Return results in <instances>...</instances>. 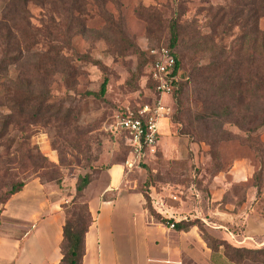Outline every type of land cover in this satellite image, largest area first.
I'll list each match as a JSON object with an SVG mask.
<instances>
[{
  "label": "rangeland",
  "instance_id": "374dc122",
  "mask_svg": "<svg viewBox=\"0 0 264 264\" xmlns=\"http://www.w3.org/2000/svg\"><path fill=\"white\" fill-rule=\"evenodd\" d=\"M238 1L88 0L77 19L63 10L56 23L39 6L29 4L32 26L39 32L36 41L45 48L62 49L65 58L55 59L52 52L33 55L26 64L12 66L9 75L29 69L37 80L35 87H45L54 109L63 110L57 116L48 113L37 123L24 125L15 119L10 124L0 140V193L12 183L37 179L59 190L67 204L75 195L78 176L88 173L91 182L78 200L83 204L110 164H124L126 175L139 180V189L148 178L155 190L164 191L158 207L164 209L165 200L177 198L186 202L188 211L205 215V234L234 241L229 232L240 233L243 224L242 217L236 223L226 222L224 215L220 220L211 198L224 197L218 207L231 211L233 206L226 208L225 202L236 205L250 195L255 198L253 212L264 218L263 190L256 195L251 186L259 161L246 140L248 135L255 142L264 140V126L250 130L264 114V91L258 94L256 88L259 74L264 77V57L251 34L241 38L243 31L251 30L252 20H247L249 8L243 10ZM173 21L178 26L174 52L181 61L178 81L187 78L194 63L208 67L216 63L218 68L209 73L204 92H190L183 107L173 96L163 95L170 106L168 119L161 120L154 152L138 158L123 133L105 126L117 114L137 111L155 99L145 77L144 54L168 45ZM259 28L264 32V17ZM3 47L0 37V59ZM41 63L48 70L36 68ZM104 77L108 82L100 97L97 91ZM7 112L6 106L0 107V128Z\"/></svg>",
  "mask_w": 264,
  "mask_h": 264
},
{
  "label": "crops",
  "instance_id": "0c3cea01",
  "mask_svg": "<svg viewBox=\"0 0 264 264\" xmlns=\"http://www.w3.org/2000/svg\"><path fill=\"white\" fill-rule=\"evenodd\" d=\"M160 125L163 127L162 122ZM124 168V164L111 165L103 181L91 188L87 202L93 222L85 234L82 264H235L221 249L212 251L197 226H169L194 218L207 220L196 209L197 214L188 211L184 200H165L162 209L156 204L164 202V191L152 187L153 204L169 221L153 217L145 207L139 180L129 178ZM254 199L248 195L238 206L225 202L224 207L233 206L229 211L218 207L222 198H211L220 220L223 215L230 223L243 219L240 233L229 232L235 242L229 236L223 238L237 245L264 247V218L253 212ZM63 202L59 190L37 179L27 181L14 193L2 210L0 207V264H60Z\"/></svg>",
  "mask_w": 264,
  "mask_h": 264
},
{
  "label": "trees",
  "instance_id": "16d2710c",
  "mask_svg": "<svg viewBox=\"0 0 264 264\" xmlns=\"http://www.w3.org/2000/svg\"><path fill=\"white\" fill-rule=\"evenodd\" d=\"M106 1L107 0H103L104 3ZM87 2L88 0H0V37H2L4 46V53L0 59V107L6 106L8 109V112L3 115L4 120L0 128V140L4 139L7 135L9 126L15 119L21 120V123L24 125L33 124L40 122L41 119L48 113H52L57 116L63 110H61L60 107L54 109L50 103L51 96L45 87H35L37 80L29 73V69L20 72L15 77L9 75V69L12 66L17 64L21 65L23 63L26 64L29 57L33 55L44 56L49 55L50 52H52L54 53L52 57L55 59H59V57L65 58L64 54H62V49L54 47V45H49L45 48L44 44L39 45L38 41H36V37L39 35V32L32 26L28 5L34 4L39 6L49 17L51 22L56 23L60 20L63 10H68L70 18L77 19V15L81 14L80 12ZM237 5L241 6L243 10H246L248 7L250 17L247 18V20H252L251 30L243 31L241 38H248L249 34H251L253 36V41L258 45L259 56L264 57V32H262L259 28V20L264 17V0H239ZM243 10L240 12L238 17H241L244 14ZM9 24L13 25L15 31L8 26ZM17 24H22L23 27H18ZM245 24L246 20H244L243 26ZM5 27L6 29L3 33L2 30ZM16 31L21 33L23 38H20ZM177 41L178 26L176 21H173L170 24V37L168 45L164 46L174 50ZM197 46V44H193V47ZM175 59L176 73L181 68V61L176 54ZM152 62L153 57L149 54V52L144 54V67L147 85L155 93L154 83L151 80ZM36 68L48 70V67L42 65V63ZM217 68L218 64L216 63L211 67L196 63L192 64L187 78L183 81H176L174 83L171 98L172 96L174 97V101L177 106L183 107L184 100L187 99L190 92L195 95H201L204 92L205 83L210 78L209 73ZM225 70L226 72L230 71L227 66L225 67ZM107 82L108 78L104 77L97 91L98 96H104ZM256 88L258 94L264 91V77L262 74H259ZM261 126H264V114L262 115L260 123L250 130L254 132ZM246 140L255 150L259 161L258 168L252 175L251 186L256 189V195H261L262 190L264 193V140L255 142L250 135L247 136ZM6 145L8 147L10 146V143ZM2 157L3 154L0 152V159H2ZM111 165L113 164H110L106 169H108ZM40 182L44 184L42 181ZM90 182L91 178L88 173L78 176L75 185V195L69 203L61 204L65 214V221L62 227V240L60 242V250L62 254L60 264H82V259L85 253V234L93 222V216L88 202L86 201V203L81 204L78 200L83 195V190ZM25 183L26 182L24 181L12 183L10 188L0 193L1 210L3 209L6 201L14 193L20 191ZM0 185L2 186V183H0ZM152 187L153 185L147 178L144 182L143 189H139L145 198V207L157 220H160L161 222L169 221V219L161 216L155 208L151 197ZM223 198L221 202L223 201ZM246 198L247 196L244 195L236 203V206L244 202ZM262 200H264V195ZM174 226L178 229H187L189 226H197L203 238L206 239L204 235L207 236V240H209L208 245L211 250L217 252L221 249L225 257L235 264H243L245 260L261 262L264 264V247L237 245L230 242L226 238L214 236L210 233L205 234V231L203 230V228L206 229L205 224L199 218H194L188 221H179L174 223Z\"/></svg>",
  "mask_w": 264,
  "mask_h": 264
},
{
  "label": "built area",
  "instance_id": "2783aa9c",
  "mask_svg": "<svg viewBox=\"0 0 264 264\" xmlns=\"http://www.w3.org/2000/svg\"><path fill=\"white\" fill-rule=\"evenodd\" d=\"M153 57L151 80L154 83L156 97L151 104H146L137 111L127 110L117 114L105 128L112 132L123 133L130 147V152L140 157L144 153H153L159 141L160 122L167 120L170 106L163 102V95L171 94L174 83L178 81L179 70L175 73L176 59L174 50L161 46L148 50ZM127 166L132 162L127 160ZM174 227V223L169 224Z\"/></svg>",
  "mask_w": 264,
  "mask_h": 264
}]
</instances>
